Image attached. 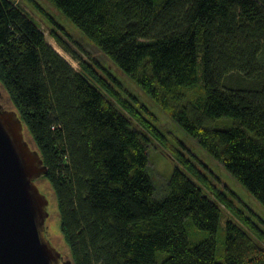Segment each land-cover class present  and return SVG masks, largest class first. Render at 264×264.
<instances>
[{"label": "trees", "instance_id": "trees-1", "mask_svg": "<svg viewBox=\"0 0 264 264\" xmlns=\"http://www.w3.org/2000/svg\"><path fill=\"white\" fill-rule=\"evenodd\" d=\"M50 1L264 208V0ZM53 37L82 72L20 6L0 0V84L47 167L41 177L71 261L155 264L162 252V264H264L263 237L244 217L257 238L227 219L218 259L220 204L237 211L211 190L212 200L179 150L173 160L199 183L175 166L156 198L148 156L151 138L165 145L163 133ZM228 117L231 126H217ZM188 218L208 238L192 244Z\"/></svg>", "mask_w": 264, "mask_h": 264}, {"label": "rangeland", "instance_id": "rangeland-1", "mask_svg": "<svg viewBox=\"0 0 264 264\" xmlns=\"http://www.w3.org/2000/svg\"><path fill=\"white\" fill-rule=\"evenodd\" d=\"M11 1L20 6L39 24V27L44 32L47 43H49L57 54L61 55L71 67L76 71L82 72V67L78 61L72 58L70 54L55 42L53 33L56 34L72 52L76 53L79 62L86 65L89 64L96 69L97 72L102 73L110 84L115 87L116 92L118 91L127 102L131 103L142 116H144L150 123L152 122L153 125L163 133L166 139L165 145L162 146L156 139L151 138L152 142L149 147L148 156V171L155 184L156 198L161 199L164 196L165 193L163 192V189L165 183H168V179L173 173L175 166L183 169L196 183H199L198 180H195V178L191 176L187 169H184L176 160H173L175 154L173 155L171 151L174 152L175 150L182 152L184 156L193 162L195 168L200 170L204 179V184L208 185V188L205 187V185L202 188L212 200H216L212 191L225 196V200L229 202V204L232 205V208L237 212L235 213L233 210L229 211L227 207L220 204L223 216L219 222V228L215 232L217 245L216 256L220 261H223L224 257L227 219L231 220L233 218V220L239 222L242 227L244 226V228L252 234L253 238H257L252 230L249 231V228L239 221L240 217L248 218L249 221L256 226V232L261 233L263 240H259V242L264 247V208L236 180V178L222 167L220 162L206 153L194 138L186 134L185 131H183L181 127L178 126L176 122L167 115L128 74L126 75L115 66L105 53L101 52L94 43L90 42L82 31H79L71 21H68V19L56 9L50 0ZM100 66L117 79L118 84L113 82L109 74H104V71L99 68ZM199 75H201V70L199 71ZM102 92L104 93V91ZM113 103L131 119L134 126L138 127L137 122L130 116V114H127L117 103ZM0 105L5 110H14L9 97L1 84ZM231 122L232 120L228 117L224 123L217 122V126L228 128V126L232 125ZM24 139L28 141L33 149H35L31 136L25 130ZM34 182L38 186L40 192L48 200V216L44 222L43 234L49 244L61 253L64 260H71L69 248L60 231L59 215L54 192L43 177L35 179ZM184 224L186 235H188V239L192 244H196L201 240L208 238L210 235L207 231L196 228L195 225L192 224L190 218L186 219ZM165 257V253L157 252L155 264H162Z\"/></svg>", "mask_w": 264, "mask_h": 264}, {"label": "water", "instance_id": "water-1", "mask_svg": "<svg viewBox=\"0 0 264 264\" xmlns=\"http://www.w3.org/2000/svg\"><path fill=\"white\" fill-rule=\"evenodd\" d=\"M46 172L17 112L0 105V264H60L43 234L48 200L34 182Z\"/></svg>", "mask_w": 264, "mask_h": 264}, {"label": "flooded vegetation", "instance_id": "flooded-vegetation-1", "mask_svg": "<svg viewBox=\"0 0 264 264\" xmlns=\"http://www.w3.org/2000/svg\"><path fill=\"white\" fill-rule=\"evenodd\" d=\"M64 259H63V256L61 255L60 259H59V263H63Z\"/></svg>", "mask_w": 264, "mask_h": 264}]
</instances>
